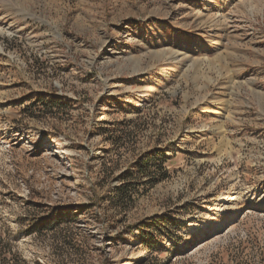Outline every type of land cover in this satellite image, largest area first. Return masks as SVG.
Instances as JSON below:
<instances>
[{"label":"rangeland","instance_id":"rangeland-1","mask_svg":"<svg viewBox=\"0 0 264 264\" xmlns=\"http://www.w3.org/2000/svg\"><path fill=\"white\" fill-rule=\"evenodd\" d=\"M0 238L29 264H264V0H0Z\"/></svg>","mask_w":264,"mask_h":264},{"label":"trees","instance_id":"trees-1","mask_svg":"<svg viewBox=\"0 0 264 264\" xmlns=\"http://www.w3.org/2000/svg\"><path fill=\"white\" fill-rule=\"evenodd\" d=\"M152 160L150 154L145 155L143 158L141 157V161L134 164V167L137 168L136 173L125 174L123 180H128L127 183L122 184L117 188V191L113 194V196L118 195V200L123 204L127 202L133 201V195L139 192V187L142 184L141 182H147L155 184V182L159 179L155 177V171H152ZM158 166V165H157ZM107 172V171H105ZM165 177V173L161 175V178ZM147 179L146 181H142L143 179ZM160 178V177H159ZM129 179H131L129 181ZM120 197V198H119ZM154 222L146 223L145 227L149 229V227L153 228ZM143 234L147 237V235H151L152 231L144 230ZM143 235V238H144ZM0 241H4L0 238ZM5 247L0 245V264H29L25 259H23L18 251H15L10 242L5 241Z\"/></svg>","mask_w":264,"mask_h":264}]
</instances>
